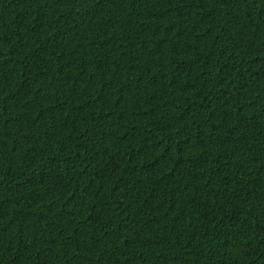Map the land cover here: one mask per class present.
Instances as JSON below:
<instances>
[{"label":"trees","instance_id":"1","mask_svg":"<svg viewBox=\"0 0 264 264\" xmlns=\"http://www.w3.org/2000/svg\"><path fill=\"white\" fill-rule=\"evenodd\" d=\"M0 264H264V0H0Z\"/></svg>","mask_w":264,"mask_h":264}]
</instances>
